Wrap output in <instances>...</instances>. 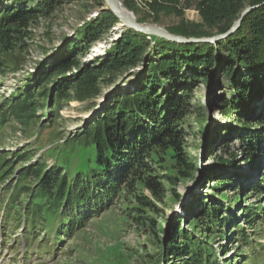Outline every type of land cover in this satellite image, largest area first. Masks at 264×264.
Returning <instances> with one entry per match:
<instances>
[{
  "label": "trees",
  "instance_id": "16d2710c",
  "mask_svg": "<svg viewBox=\"0 0 264 264\" xmlns=\"http://www.w3.org/2000/svg\"><path fill=\"white\" fill-rule=\"evenodd\" d=\"M66 1L69 0H12L7 7L0 9V66H4L2 53L11 50L16 45L14 41L21 40L33 19L50 15ZM91 1L102 9L99 15L85 25L77 41L66 43L65 53L58 63L40 73L45 83L52 80L51 90L39 92L38 85L31 82L26 94L19 92L15 102L8 101L6 108L0 110V125L10 123L12 118L27 124L35 117L36 95L46 99L51 107L61 108L64 102L71 99L70 93L80 95L82 90H95L102 75H112L111 80L106 82L110 84L115 81L114 76L122 72H128L127 75L131 77L139 75L131 70L138 61L144 60V55H152L146 71L140 75L136 91L120 97L115 95L119 91L115 93L111 103L103 108L97 120L84 132L66 139L63 148L55 153L57 155L52 151L57 160L54 166L37 164L31 172L21 173L15 182L18 191L12 197L11 206L15 207L16 197L23 194L31 200L28 212L32 218L38 219L40 215L46 219L61 211L66 221H70L69 226L65 227L67 235L72 234L73 228L93 211L89 209L90 206L86 207L90 205L89 200L83 202L86 196L97 200L100 196L98 198L96 193H101L102 199L105 193H109L110 197L114 193H129L138 201L139 207L134 208L138 213L142 210L145 213L153 211L155 206L151 199L161 201L167 193L172 195L174 201L179 199L175 190L178 182L186 181L200 171L196 157L186 151L185 135L180 130L182 119L189 110L187 103L192 95L189 85L193 86L200 79L209 82L214 71L223 72L229 79L233 97L221 113L231 120L236 115L240 117L236 120L241 128H232L230 132L240 130L241 136L248 140L253 156L257 152H264V132L244 135V129L253 124V105H260L264 100V0H198L197 10L202 23L190 26L182 20L171 30L172 34L197 38L222 34L232 27L247 6H263L246 16L233 35L216 44H177L124 29L104 57L93 59L89 65L70 75L73 68H80L79 59L88 53L91 44L119 23L110 11L105 10L104 0ZM163 1L168 5L156 3L153 6L156 14L165 10L183 16L177 7L181 0ZM154 19L158 20V17ZM196 86L200 87V84ZM259 123L264 125V118ZM15 157L19 162H25L31 156L25 151ZM255 157L249 158L253 166ZM10 159L0 151V186L13 175L14 159ZM75 160L78 162V172L75 173L74 184L70 186L67 167ZM220 161L234 169L237 167L236 163L224 157ZM163 170L165 174H161ZM232 175L237 179L236 172ZM28 178H35L38 182L33 192H28L27 186L20 190L19 183ZM230 183V179L220 180L217 187ZM253 187L255 191H262L264 180ZM142 190L147 191L150 198ZM206 197L200 199L193 196L184 206L183 211L187 218L190 215L189 225L193 224L192 228H185L188 219L183 217L177 216L168 222L156 264L159 261H166L167 264H219L217 252L212 247L216 240L206 234L216 222L220 223V227L229 229L230 223L243 219L244 225L235 228H239L238 235H242L246 244L254 245L256 233L251 234L244 226L258 225L256 223L263 220L262 209H249L242 205L240 209H234L226 204L223 197ZM239 200L241 198L238 203ZM80 205L86 209L78 211ZM232 210H240L241 215ZM195 211L198 213L194 214ZM142 218L137 217L139 223L156 234L154 222ZM200 227L202 229L196 231ZM223 237L218 236L220 239ZM242 249L239 248L238 255Z\"/></svg>",
  "mask_w": 264,
  "mask_h": 264
},
{
  "label": "rangeland",
  "instance_id": "374dc122",
  "mask_svg": "<svg viewBox=\"0 0 264 264\" xmlns=\"http://www.w3.org/2000/svg\"><path fill=\"white\" fill-rule=\"evenodd\" d=\"M1 2L0 9L3 10L12 0H0ZM121 2L126 10L134 13L139 24L158 26L169 33L182 20L190 26L202 23L197 10L198 0H181L177 7L183 13L182 17L165 10L156 14L153 11L156 3L161 6L168 5L163 0H121ZM101 10L91 0H69L50 15L33 19L21 40L14 41L16 45L11 50L2 53L4 66H0V110L6 108L8 101L15 102L19 92L26 94L31 82L35 83V86L38 85L37 89L41 90L39 92L50 91L53 87L52 80L45 83L43 81L45 78L40 73L59 62L65 53L66 43L71 40L77 41L85 25L97 17ZM157 17L158 20H155L154 18ZM124 29L129 28H124L119 23L112 26L98 41L92 43L88 53L79 59L80 68H73V71H68L69 74L77 73L95 58L104 57L105 52L117 41ZM99 42L103 47L100 51H95L96 44ZM149 58H152V55L149 57L144 55V60L138 61L135 68L131 70L139 75L131 77L127 75L128 72H122L114 76L115 81L111 84L106 82L108 79L111 80L112 75H102L95 90H82L80 95L70 93L71 99L64 102L61 108L51 107L46 99L38 98L36 95L34 102L37 110L35 117L29 123L25 124L17 118H12L10 123L0 125V151L5 152L7 158H12L10 160L14 159L12 162L13 176L4 181L5 185L10 183L13 186H9L5 191L0 190V206L6 204L10 195L14 198L17 194L18 188L15 189V182L19 180L21 173L31 172L32 168L41 163L54 166L53 164L57 163L54 154L58 152V149L63 148L64 141L84 132L91 123L97 120L98 114L111 103V98L115 93L119 91L115 95L120 97L136 91L137 85L140 84V75L148 67ZM198 84L200 87L196 86ZM189 88L192 92L191 99L187 103L189 110L182 119L180 130L185 135L186 151L190 156L196 157V161L200 164V171L194 177L178 182L175 190L179 195L178 200L182 199L183 203H179L178 200L174 201L172 195L167 193L161 201L151 199L155 206L153 211L145 213L142 210L138 213L134 209L139 207L138 201L129 193H114L112 197L109 193L107 195L105 193L104 199L101 193H96L98 198L100 196L97 200L86 196L83 202L89 200L90 205L87 204L86 207L90 206L89 209L92 208L93 211L87 213L82 219V225L76 228L75 237H72V240L59 243H56L55 236L49 235L47 231L60 227L61 220H64L61 217V211L55 215V218L50 215L42 219L38 215V219H31L32 223L27 235L25 231L18 230L19 227L22 228V224L19 225L16 222L17 219L10 207L6 209L12 212V215L9 214L11 216L7 219L2 218L3 207H0L2 227L0 228V264H156L157 253L161 251V242L165 239L168 222L174 218L179 209L183 208L182 205L185 202L193 199V196L200 199L207 198L206 196L209 195L223 197L226 199V204L234 209L236 207L240 209L242 205L244 208L262 209V214H264V189L255 191L253 187L264 180V152L254 154L256 163L253 166L249 162V158L254 156L248 140L241 136L240 130L230 132L232 128H241L240 122L236 120L240 117L236 115L231 120L221 113L227 102L233 98L229 79L223 72L214 71L209 82H203L200 79L193 86L189 85ZM252 111L255 116L253 124L248 127L252 131L245 128V136H251V132H264V125L259 123L264 118L262 116L264 100L260 105L254 104ZM25 151L31 157L25 162H19L15 157L16 154H23ZM222 157L236 163V169L227 165L226 162L223 164L220 161ZM77 165L78 162L75 160L67 167L70 186L74 184L75 173L78 172ZM161 172H164L161 174L166 173L164 170ZM234 172L237 173V179L232 175ZM222 175L224 179H230L231 183L217 187V183L224 180ZM208 176L210 179H207ZM37 183L35 178H28L25 182L19 183L20 190L23 186H27V191L33 192ZM142 192L150 198L147 191L142 190ZM239 198H241L240 203H238ZM15 201L20 208V216L30 220L32 217L29 216L28 209L32 205L31 200L29 201L26 195L21 194L16 197ZM80 206L78 211L86 209L85 206ZM232 212L241 213L240 210H232ZM197 213L198 211H195L194 214ZM138 216L152 220L156 234L151 232L149 227L139 223ZM187 219L185 228H192L193 224L189 225L190 215ZM36 223L44 224L45 229L41 231L37 227L36 230H40V233L34 239L33 230ZM242 223H244L243 219L230 223L232 225L228 229L220 227V223L216 222L212 224V230L206 233L211 236L210 239L215 238L216 241L212 247L217 250L216 257L222 264L227 261L230 264V260L234 264L235 261L241 263L235 258L236 254L234 256L232 254L237 253L239 245L242 246L245 243L242 235H238L239 228H235L238 225L243 226ZM256 224L258 225L248 227L245 224L244 226V229L251 234L256 233L254 244H257L255 248L258 258L254 264H258L260 259L264 258V215L263 220ZM9 225L15 228L8 230ZM56 229L51 231L55 232ZM201 229L202 227L196 231ZM64 235L65 233L61 236ZM223 235L222 239L218 238ZM12 243L16 245L13 246ZM222 249L226 252L225 257L221 253ZM244 252L247 255L250 252L249 247H246ZM164 263L167 264L166 261ZM248 264L251 263L248 262Z\"/></svg>",
  "mask_w": 264,
  "mask_h": 264
},
{
  "label": "water",
  "instance_id": "95a60500",
  "mask_svg": "<svg viewBox=\"0 0 264 264\" xmlns=\"http://www.w3.org/2000/svg\"><path fill=\"white\" fill-rule=\"evenodd\" d=\"M105 10L110 11L118 20L119 25L124 28L132 29L142 33L149 38L167 40L177 44H216L218 41L233 35L242 25L243 20L254 10L263 5L247 6L234 21L232 27L225 33L217 34L211 37H186L169 33L167 30L158 26L139 24L134 16V13L125 9L121 0H104ZM165 261H161L164 264ZM160 264V263H159Z\"/></svg>",
  "mask_w": 264,
  "mask_h": 264
},
{
  "label": "bare ground",
  "instance_id": "6f19581e",
  "mask_svg": "<svg viewBox=\"0 0 264 264\" xmlns=\"http://www.w3.org/2000/svg\"><path fill=\"white\" fill-rule=\"evenodd\" d=\"M101 44H102L101 42H99L98 44H96L95 51H100L102 49L103 46H101Z\"/></svg>",
  "mask_w": 264,
  "mask_h": 264
}]
</instances>
